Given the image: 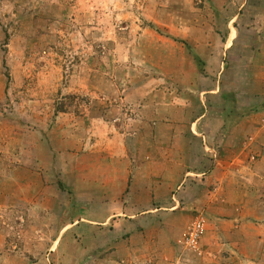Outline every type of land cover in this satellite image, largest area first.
<instances>
[{
	"label": "rangeland",
	"instance_id": "374dc122",
	"mask_svg": "<svg viewBox=\"0 0 264 264\" xmlns=\"http://www.w3.org/2000/svg\"><path fill=\"white\" fill-rule=\"evenodd\" d=\"M203 114L197 132L264 128V0H0V264H104L109 240L136 230L142 264H218L202 245L206 213L169 214L177 187L161 192L171 205L151 217L135 216L145 195L134 166L119 200L105 185L119 173L113 163H138L154 182L178 187L200 175H169L172 155L153 148L169 145L170 129L195 130L186 119ZM229 114L240 121L221 127L217 117ZM189 141L203 147L205 176L219 160L223 171L234 167L220 144ZM241 148L248 165L263 157L251 135ZM211 190L220 197V185ZM256 212L254 232L264 226V209ZM196 222L204 232L193 252L183 236ZM256 243L248 264H264Z\"/></svg>",
	"mask_w": 264,
	"mask_h": 264
},
{
	"label": "crops",
	"instance_id": "0c3cea01",
	"mask_svg": "<svg viewBox=\"0 0 264 264\" xmlns=\"http://www.w3.org/2000/svg\"><path fill=\"white\" fill-rule=\"evenodd\" d=\"M234 35L237 36L232 32L229 48L234 47L236 42L237 37ZM205 118L207 117L204 114L194 121H190L191 118L188 119L187 117L186 120L188 121H185L190 122V124L192 123L195 130L190 129V127L188 131H180L178 128L170 129L166 134V138L170 140L169 145L167 147L153 148L156 152L172 155L169 161L165 163L166 171H172L169 175L173 176L177 174L178 176H183L184 171H202L200 175L194 177L195 179H186L185 184L181 187H178L179 179L167 180L168 183L161 182L160 184L154 182L153 178L150 177L156 174L155 171L150 175H144L142 172L143 166H139L138 163L127 164L124 162L109 165L112 168L117 166L119 173H110L105 185L106 188L109 187L113 189L111 192L108 188V192L110 196H112H109L110 200H119L127 190V169L131 165L134 166L135 170L138 172L136 174V179L144 181V184L143 182L136 183V190L139 187L142 188L145 195L144 204H141L140 210L135 216L151 214V217L155 216V214H160L163 209L171 205L169 199L162 197L163 195L161 192H163V190L168 192L177 187L180 190L178 202L176 206L169 209L171 210L169 214H173L176 217L183 215L185 218L191 219L193 212L200 211L206 213L209 229L202 241V245L208 257L207 261L218 264H248L255 259L254 249L256 244H258L256 242L264 243V226L263 228H257L258 231L254 232L256 228L250 224L262 214L256 211L264 209L262 208L264 207V128L250 132L242 130H234L232 132L216 130L209 133V131L206 132L202 130L198 131L200 132L198 133L196 123ZM252 119L253 117H247L243 122H249ZM216 120L221 122V127L228 121H240L239 117L235 119V115L231 114L225 115V117L222 115L221 117H217ZM172 121L178 122L179 120L173 119ZM248 135H251L255 139L256 149L260 151V154H263L260 161L252 166L247 164V159L245 157L241 158V155L244 153V150L241 148V142L242 139L246 138ZM201 137L208 138L212 145L220 144L223 154L229 153V155L232 156L228 159L232 160L231 163L234 167L231 170L226 168V171H223L219 167L223 161L219 160V165L215 166L208 176H205L203 171L208 170L207 168L209 165L208 160L204 158L203 147H198L193 151L194 149L190 146L191 141H189L190 138L191 140L198 139V142H200ZM125 151L126 149H124V152ZM190 154H195L196 156H191L189 160H186V155ZM180 155H183V157ZM154 167L153 163L149 165L150 169H154ZM120 170L122 173H120ZM162 175L166 178L168 173H163ZM143 178H145V180H143ZM213 185L221 186L220 197L223 196L224 199L227 200L226 205H223L219 201L220 197L212 194L211 188ZM28 186H30L29 183ZM133 194L136 199H142L139 193ZM26 203L29 207L30 201ZM40 205L41 203H36L37 208L40 207ZM258 206L260 207L259 210L256 209ZM111 214L112 213L109 215ZM112 216H114V213ZM260 217L262 218V216ZM236 220L240 221L239 225L236 224ZM139 224L142 225V221L139 222ZM127 232L128 231L123 228L118 232L117 236L125 235ZM103 233H105V231ZM259 236H261V238ZM128 239V241L120 240L118 242H111L109 240L108 247L105 248V251L108 253L105 252L106 258L103 259L104 264H123L124 262L127 264L131 263L133 259L135 264L143 263L142 257L144 250H146V246H144L143 243V233H139L136 230ZM128 249L130 250L129 256H131V258H125V251L127 252ZM177 257L176 250H172V262H176ZM94 264H96V261Z\"/></svg>",
	"mask_w": 264,
	"mask_h": 264
},
{
	"label": "built area",
	"instance_id": "2783aa9c",
	"mask_svg": "<svg viewBox=\"0 0 264 264\" xmlns=\"http://www.w3.org/2000/svg\"><path fill=\"white\" fill-rule=\"evenodd\" d=\"M204 232L202 222L192 223L184 233V243L190 251H198L199 243Z\"/></svg>",
	"mask_w": 264,
	"mask_h": 264
}]
</instances>
